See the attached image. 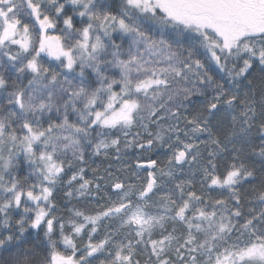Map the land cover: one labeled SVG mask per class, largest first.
Here are the masks:
<instances>
[{
	"label": "snow or ice",
	"instance_id": "snow-or-ice-1",
	"mask_svg": "<svg viewBox=\"0 0 264 264\" xmlns=\"http://www.w3.org/2000/svg\"><path fill=\"white\" fill-rule=\"evenodd\" d=\"M0 264H264V0H0Z\"/></svg>",
	"mask_w": 264,
	"mask_h": 264
}]
</instances>
